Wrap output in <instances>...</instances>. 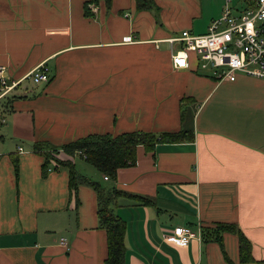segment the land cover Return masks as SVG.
I'll list each match as a JSON object with an SVG mask.
<instances>
[{
  "label": "crops",
  "instance_id": "crops-1",
  "mask_svg": "<svg viewBox=\"0 0 264 264\" xmlns=\"http://www.w3.org/2000/svg\"><path fill=\"white\" fill-rule=\"evenodd\" d=\"M0 0V67L19 85L0 100V264H105L107 235L88 186L69 192V172L34 151L90 135L177 133L180 143L136 149L134 166L105 181L87 164L77 173L149 201L121 198L124 264H264V80H220L191 58L174 69L168 39L199 35L225 0ZM88 3L90 15H85ZM126 36L132 43H123ZM44 66L47 83L33 84ZM84 166V165H83ZM43 170H46L44 173ZM76 199L78 204H76ZM234 225L251 245L203 242L201 230ZM175 227L200 233L186 246Z\"/></svg>",
  "mask_w": 264,
  "mask_h": 264
},
{
  "label": "trees",
  "instance_id": "trees-1",
  "mask_svg": "<svg viewBox=\"0 0 264 264\" xmlns=\"http://www.w3.org/2000/svg\"><path fill=\"white\" fill-rule=\"evenodd\" d=\"M104 1L107 6L110 5V0ZM135 3L139 11H155L156 9L153 0H135ZM84 12L85 15H90L88 3L84 5ZM184 140H192V137L182 131L161 134L125 133L118 136L90 135L60 148L51 147L46 143H37L34 151L45 157L44 169L49 162H53L56 167L64 166L68 169L70 195L76 197L79 185L88 186L95 192L98 226L105 230L107 235L108 252L105 264H124L125 225L114 213V206L121 198L135 200L141 204H149V201L118 190L114 184L104 187L98 182L91 181L86 176L77 173L73 160L76 156L81 157L87 164L97 169L103 177H107L114 183L117 170L135 165L137 147L142 146L146 151L151 152L159 143H180ZM43 172L45 173L46 170ZM76 204H78L77 199ZM224 233L237 235L240 262H251V245L234 225L217 224L213 228H204L201 230V239L203 242L214 241L222 246Z\"/></svg>",
  "mask_w": 264,
  "mask_h": 264
},
{
  "label": "built area",
  "instance_id": "built-area-1",
  "mask_svg": "<svg viewBox=\"0 0 264 264\" xmlns=\"http://www.w3.org/2000/svg\"><path fill=\"white\" fill-rule=\"evenodd\" d=\"M122 42L132 43L133 38L126 36ZM166 42L174 69H187L193 56L201 69H210L220 80L234 82L239 74L264 80V0H225L220 17L209 24L206 33L182 31ZM27 79L33 84L47 83L49 75L41 65ZM18 85L8 83L6 69L0 67V100ZM199 238V232L187 227H175L166 237L180 246Z\"/></svg>",
  "mask_w": 264,
  "mask_h": 264
},
{
  "label": "rangeland",
  "instance_id": "rangeland-1",
  "mask_svg": "<svg viewBox=\"0 0 264 264\" xmlns=\"http://www.w3.org/2000/svg\"><path fill=\"white\" fill-rule=\"evenodd\" d=\"M233 1H236V0H233ZM191 58H194V57L192 56ZM78 163H81V166H82L83 168L88 166L86 163L84 164L83 161H80V159H78V161H77V170H80V169H81V167H80V165H79ZM83 165H84V166H83ZM86 165H87V166H86ZM88 167H91V166H88ZM91 168H92V167H91ZM92 169H93V168H92Z\"/></svg>",
  "mask_w": 264,
  "mask_h": 264
}]
</instances>
